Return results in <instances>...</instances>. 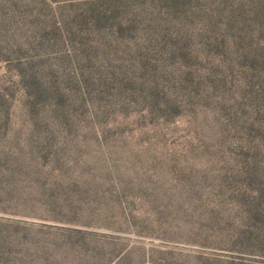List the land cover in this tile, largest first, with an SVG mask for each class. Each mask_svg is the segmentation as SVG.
I'll return each mask as SVG.
<instances>
[{"label":"rangeland","instance_id":"rangeland-1","mask_svg":"<svg viewBox=\"0 0 264 264\" xmlns=\"http://www.w3.org/2000/svg\"><path fill=\"white\" fill-rule=\"evenodd\" d=\"M0 264H264V0H0Z\"/></svg>","mask_w":264,"mask_h":264}]
</instances>
